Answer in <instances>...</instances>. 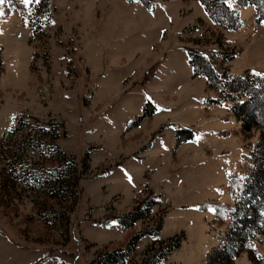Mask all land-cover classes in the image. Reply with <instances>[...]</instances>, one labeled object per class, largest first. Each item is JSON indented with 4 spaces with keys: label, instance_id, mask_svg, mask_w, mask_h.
I'll use <instances>...</instances> for the list:
<instances>
[{
    "label": "rangeland",
    "instance_id": "obj_1",
    "mask_svg": "<svg viewBox=\"0 0 264 264\" xmlns=\"http://www.w3.org/2000/svg\"><path fill=\"white\" fill-rule=\"evenodd\" d=\"M222 1L237 11L235 30L198 0L0 5V136L16 113L38 120L30 127L57 124L55 142L77 169L73 191L0 190V264H147L150 246L175 236L162 264H264V228L234 258L214 254L262 130L210 101L219 93L191 76L187 50L218 74L264 73V21L251 5ZM145 101L155 111L138 117ZM184 126L193 137L176 142ZM149 200L158 202L145 214ZM134 208L141 216L121 224Z\"/></svg>",
    "mask_w": 264,
    "mask_h": 264
},
{
    "label": "trees",
    "instance_id": "obj_2",
    "mask_svg": "<svg viewBox=\"0 0 264 264\" xmlns=\"http://www.w3.org/2000/svg\"><path fill=\"white\" fill-rule=\"evenodd\" d=\"M133 1V0H128ZM145 7L151 6V0H136ZM206 11L209 19L227 30H235L240 26L237 11L230 8L222 0H198ZM238 7L251 5L255 11V20L264 21V0H236ZM188 64L191 76L205 78L209 88L218 91L219 97L211 102L228 101L232 114L241 122L244 129L261 128V136L253 145L251 152L252 165L250 171L240 184L239 193L233 201L229 211L230 222L222 244L214 249L218 258L225 260L234 258L243 246L259 234L264 228V73L218 74L212 64L195 50H187ZM231 57H225L229 59ZM154 105L145 101L138 117L151 116ZM38 122L32 115L16 113L12 116L10 126L0 136V190L16 192L18 189H35L48 196L54 192L73 191L76 185L75 163L61 151L56 139L60 133L57 124L44 127H30L31 122ZM50 123V122H48ZM193 131L186 127H175L176 142L190 140ZM35 154L44 162L52 157L55 159L53 167L39 163L30 155ZM86 154L81 158L83 170L87 168ZM64 164V167L62 166ZM74 174V176H72ZM158 200L145 203L146 214L151 205ZM141 216L137 208L119 218V222L128 225ZM160 225L157 226V229ZM157 230L153 233L156 234ZM136 233L130 240L133 243L140 236ZM156 248L150 246L151 255L144 261L147 264H162L166 255L176 248L179 237H172L164 245ZM127 255L124 252H112L104 255L106 261H121Z\"/></svg>",
    "mask_w": 264,
    "mask_h": 264
},
{
    "label": "snow or ice",
    "instance_id": "obj_3",
    "mask_svg": "<svg viewBox=\"0 0 264 264\" xmlns=\"http://www.w3.org/2000/svg\"><path fill=\"white\" fill-rule=\"evenodd\" d=\"M20 2L24 5H28L31 2V0H20ZM4 3H5V0H0V5H3ZM0 15H3L2 11H0Z\"/></svg>",
    "mask_w": 264,
    "mask_h": 264
},
{
    "label": "built area",
    "instance_id": "obj_4",
    "mask_svg": "<svg viewBox=\"0 0 264 264\" xmlns=\"http://www.w3.org/2000/svg\"><path fill=\"white\" fill-rule=\"evenodd\" d=\"M140 126H141L140 122H137L135 128H140Z\"/></svg>",
    "mask_w": 264,
    "mask_h": 264
},
{
    "label": "crops",
    "instance_id": "obj_5",
    "mask_svg": "<svg viewBox=\"0 0 264 264\" xmlns=\"http://www.w3.org/2000/svg\"><path fill=\"white\" fill-rule=\"evenodd\" d=\"M189 65V64H188ZM191 68V67H190ZM155 111V110H154ZM184 127H189V126H184Z\"/></svg>",
    "mask_w": 264,
    "mask_h": 264
}]
</instances>
